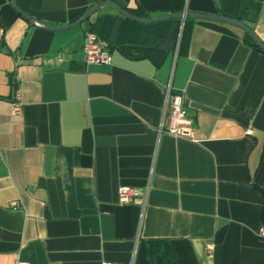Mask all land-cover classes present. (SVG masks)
Segmentation results:
<instances>
[{"label": "crops", "instance_id": "0c3cea01", "mask_svg": "<svg viewBox=\"0 0 264 264\" xmlns=\"http://www.w3.org/2000/svg\"><path fill=\"white\" fill-rule=\"evenodd\" d=\"M101 1L16 7L61 27ZM110 1L148 18L225 16L264 43V0ZM10 3L0 0V264H150L149 241L174 239L197 264H264V51L237 28L193 19L181 53L177 39L158 67L116 49L109 65H86L88 25L112 8L49 31ZM166 88L194 140L159 130ZM120 187L138 197L120 204Z\"/></svg>", "mask_w": 264, "mask_h": 264}, {"label": "trees", "instance_id": "16d2710c", "mask_svg": "<svg viewBox=\"0 0 264 264\" xmlns=\"http://www.w3.org/2000/svg\"><path fill=\"white\" fill-rule=\"evenodd\" d=\"M136 18H148L141 10H126ZM191 18L182 22L178 19L151 25H142L128 21L120 15H98L88 25V31L105 41L109 50L116 49L128 59H149L155 67L162 64L169 51L176 48L181 53L186 39V27ZM160 27L154 32V27ZM246 41L258 49L251 39L244 34ZM169 47V50H168ZM147 256L150 264H197L192 248L183 239L153 240L147 246Z\"/></svg>", "mask_w": 264, "mask_h": 264}, {"label": "built area", "instance_id": "2783aa9c", "mask_svg": "<svg viewBox=\"0 0 264 264\" xmlns=\"http://www.w3.org/2000/svg\"><path fill=\"white\" fill-rule=\"evenodd\" d=\"M3 37V29L0 27V44ZM84 63L86 65H109L111 61L110 50L105 41L99 39L94 33L86 32L85 40L82 46ZM21 112L20 93H14L12 102V113L17 115ZM193 119L183 110L182 98L178 94H173L170 88H166L164 93L163 112L159 130L178 138L194 140ZM138 194L128 188L120 187L118 189V202L128 204L134 201ZM15 202L10 204L11 208L16 207ZM260 237L264 238V228L259 231ZM212 249L211 245L207 246Z\"/></svg>", "mask_w": 264, "mask_h": 264}, {"label": "water", "instance_id": "95a60500", "mask_svg": "<svg viewBox=\"0 0 264 264\" xmlns=\"http://www.w3.org/2000/svg\"><path fill=\"white\" fill-rule=\"evenodd\" d=\"M11 7L25 20L27 21L30 25L36 26V27H41L49 31H64L73 27H76L80 25L81 23L85 22L87 19H89L93 14H95L97 11L104 7H110L112 8L117 14L122 16L124 19L135 22L138 24L142 25H151V24H156L160 22H165L169 20H184L185 18H191V19H200V20H207V21H213V22H218L222 23L228 26H232L234 28H237L241 31L244 32L252 41V43L260 50L264 51V43L261 42L255 33L248 28L246 25L241 23L240 21L232 18H228L225 16H220V15H210V14H199V13H194V12H178V13H170L166 14L157 18H136L132 15H130L126 10L121 8L119 5L115 4L114 2L110 0H105L101 1L92 7H90L78 20L75 22L68 24L66 26H61V27H52L45 22H42L34 17H31L24 12L18 10L16 7V0H11Z\"/></svg>", "mask_w": 264, "mask_h": 264}]
</instances>
